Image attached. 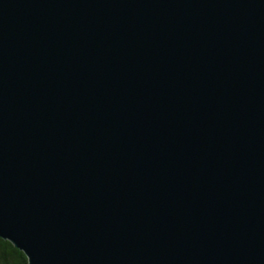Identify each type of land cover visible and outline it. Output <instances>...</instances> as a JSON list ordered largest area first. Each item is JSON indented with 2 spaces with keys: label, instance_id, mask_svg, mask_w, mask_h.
I'll list each match as a JSON object with an SVG mask.
<instances>
[{
  "label": "water",
  "instance_id": "1",
  "mask_svg": "<svg viewBox=\"0 0 264 264\" xmlns=\"http://www.w3.org/2000/svg\"><path fill=\"white\" fill-rule=\"evenodd\" d=\"M0 238L264 264V0H0Z\"/></svg>",
  "mask_w": 264,
  "mask_h": 264
},
{
  "label": "trees",
  "instance_id": "2",
  "mask_svg": "<svg viewBox=\"0 0 264 264\" xmlns=\"http://www.w3.org/2000/svg\"><path fill=\"white\" fill-rule=\"evenodd\" d=\"M0 264H27V258L10 242L0 238Z\"/></svg>",
  "mask_w": 264,
  "mask_h": 264
}]
</instances>
